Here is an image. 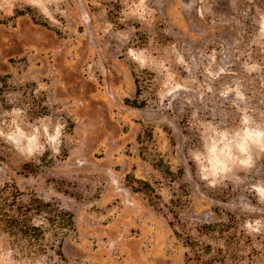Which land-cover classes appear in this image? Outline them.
Instances as JSON below:
<instances>
[{
	"label": "rangeland",
	"instance_id": "1",
	"mask_svg": "<svg viewBox=\"0 0 264 264\" xmlns=\"http://www.w3.org/2000/svg\"><path fill=\"white\" fill-rule=\"evenodd\" d=\"M0 77V264H264V0H0Z\"/></svg>",
	"mask_w": 264,
	"mask_h": 264
},
{
	"label": "trees",
	"instance_id": "2",
	"mask_svg": "<svg viewBox=\"0 0 264 264\" xmlns=\"http://www.w3.org/2000/svg\"><path fill=\"white\" fill-rule=\"evenodd\" d=\"M125 103L133 107H143L145 104L143 101H139L138 98L129 97L125 98ZM15 193L16 194H12V202H9V199L5 197V191L3 190L0 192V222L5 226L9 234L20 235L33 242L32 244L36 241L39 247H43L42 242L44 240L45 232L42 227L32 222V216L35 214H41L44 212V208H48L50 204L44 203L38 198L35 199V204L28 205L20 203L19 195L21 193L18 189H16ZM46 212L49 213V211ZM51 214L52 216L47 218L49 224L53 226L58 224L59 227L61 224L64 226L69 225V213L56 209ZM58 247L60 249L57 254L63 256L61 250L62 242L58 244Z\"/></svg>",
	"mask_w": 264,
	"mask_h": 264
}]
</instances>
